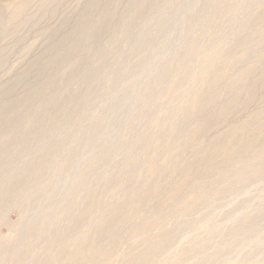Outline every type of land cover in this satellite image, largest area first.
Masks as SVG:
<instances>
[{
  "label": "rangeland",
  "instance_id": "rangeland-1",
  "mask_svg": "<svg viewBox=\"0 0 264 264\" xmlns=\"http://www.w3.org/2000/svg\"><path fill=\"white\" fill-rule=\"evenodd\" d=\"M0 264H264V0H0Z\"/></svg>",
  "mask_w": 264,
  "mask_h": 264
},
{
  "label": "bare ground",
  "instance_id": "bare-ground-1",
  "mask_svg": "<svg viewBox=\"0 0 264 264\" xmlns=\"http://www.w3.org/2000/svg\"><path fill=\"white\" fill-rule=\"evenodd\" d=\"M9 105V104H8ZM7 104H6V106H8Z\"/></svg>",
  "mask_w": 264,
  "mask_h": 264
}]
</instances>
